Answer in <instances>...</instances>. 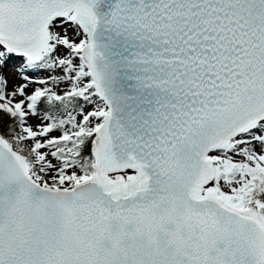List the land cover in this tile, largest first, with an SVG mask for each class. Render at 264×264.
Instances as JSON below:
<instances>
[{"label": "snow or ice", "instance_id": "snow-or-ice-1", "mask_svg": "<svg viewBox=\"0 0 264 264\" xmlns=\"http://www.w3.org/2000/svg\"><path fill=\"white\" fill-rule=\"evenodd\" d=\"M0 264H264V0H0Z\"/></svg>", "mask_w": 264, "mask_h": 264}]
</instances>
